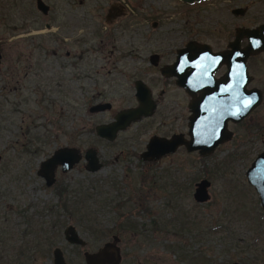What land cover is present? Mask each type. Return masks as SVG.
I'll return each instance as SVG.
<instances>
[{
	"label": "rangeland",
	"instance_id": "374dc122",
	"mask_svg": "<svg viewBox=\"0 0 264 264\" xmlns=\"http://www.w3.org/2000/svg\"><path fill=\"white\" fill-rule=\"evenodd\" d=\"M43 1L49 4L46 14L34 0H0V264H48L45 254L54 246L73 258L62 236L65 224L74 226L85 240L82 249L89 251L116 235L118 264H264V210L245 175L264 149V97L248 117L232 125L234 137L208 155L180 147L141 160L138 153L149 136L177 128L165 133L167 123L142 121L119 131L111 142L96 139L88 118L109 114H88L85 104L93 96L78 92L77 79L67 71L71 59L64 53L80 54L82 64H90L89 76L97 79L86 78L85 86L103 92L117 108L132 100L131 55L141 61L154 51L170 60L173 49L188 38L224 46L236 27L264 22V0ZM53 3L63 11L67 5L68 16ZM111 5L119 8L110 28L118 33L108 37L111 23L101 21L103 11L96 18L95 11ZM234 8L242 10L233 14ZM52 16L62 23L57 31L25 33L35 25L43 28ZM60 30L66 32L64 40ZM83 36L86 43L102 44L101 49L87 50ZM53 41L60 44L58 55L51 51ZM31 42L45 44L24 45ZM110 42L117 43L114 50ZM251 55L250 72L263 86L264 50ZM63 145L80 151L94 147L101 165L89 171L81 159L65 171L56 166L55 180L46 185L36 169ZM202 177L209 180V198L196 202L191 194ZM118 218L126 228L118 226Z\"/></svg>",
	"mask_w": 264,
	"mask_h": 264
},
{
	"label": "water",
	"instance_id": "95a60500",
	"mask_svg": "<svg viewBox=\"0 0 264 264\" xmlns=\"http://www.w3.org/2000/svg\"><path fill=\"white\" fill-rule=\"evenodd\" d=\"M187 3L198 0H183ZM35 7L42 12L47 10V5L43 0H35ZM242 9L234 8V14L240 13ZM241 38L245 39L243 45L239 44ZM194 41H189L186 47L180 51L190 49L195 51V55L190 57L186 54L185 60L181 62L183 57L179 58L177 55L174 63L169 66L161 68V72L166 75L172 74L176 76V83H180L178 66L183 62H191L196 66L197 71L196 88L210 90V86L206 89L204 84L207 83L206 76L201 70L203 62L211 63L208 68L209 74L211 70L217 65L224 63L226 71L223 76L216 80V89L228 90V95L220 97V95L211 96L213 102L208 106V118L196 120L191 117L188 122V139H185L180 133H173L168 137L151 135L148 137L144 149L138 154L141 160H153L158 157L173 152L177 146L183 145L186 150H198L201 155L209 154L217 142L228 139L230 137L229 131L225 128V119L229 118L233 122L241 120L247 112L251 111L258 105L261 99V92L257 88H245L246 81L250 78L247 74L245 60L247 56L256 53L259 50H264V22L258 23L253 27L239 26L234 29L233 38L228 41L227 49L215 52H209L208 45L204 43H197L190 45ZM205 50L209 54H205ZM239 53V55H237ZM195 72V71H194ZM194 72L192 74H194ZM211 85V78L208 82ZM200 85V86H199ZM140 88V87H139ZM212 94V91H209ZM135 96L138 100V105L130 108H124L115 113L113 119L106 123H99L94 126L95 134L98 137L106 140H113L118 131L123 130L132 121L139 119L141 116H148L151 114L152 103L148 97L146 90H137ZM222 98L224 104L221 105L219 100ZM251 101L250 107H245ZM108 106L107 103L94 105L90 110H101ZM221 114H223L222 117ZM221 122V123H220ZM216 132V134H214ZM222 133V134H221ZM1 157V155H0ZM85 161L84 168L89 171L96 170L100 167L96 151L89 147L83 151L75 146L63 145L55 148L45 159H43L36 173L44 178L47 185L53 182V173L55 167L58 166L60 170L65 171L71 168L80 158ZM245 175L248 183L254 188L257 193L258 201L261 209L264 210V149L259 151L251 163L245 170ZM209 180L205 177L200 178L194 182L192 190V198L196 202H204L209 198L207 188ZM65 238L70 242H79V236L73 225L67 224L64 228ZM117 236L112 235L110 240L104 241L95 251L85 252V264H118L120 254L117 245ZM54 264H65L58 250H55L53 255ZM230 264H241L238 261H231Z\"/></svg>",
	"mask_w": 264,
	"mask_h": 264
},
{
	"label": "flooded vegetation",
	"instance_id": "af4514ba",
	"mask_svg": "<svg viewBox=\"0 0 264 264\" xmlns=\"http://www.w3.org/2000/svg\"><path fill=\"white\" fill-rule=\"evenodd\" d=\"M202 1H206V0H198V1H193V2L199 3ZM67 3H68V0H67ZM78 3L83 4V0H78ZM45 4L47 5V10L45 12L40 11L36 7L35 8L40 13L46 14L48 12V9H49V4H47V3H45ZM53 4L55 7H58V9L60 11L59 13H65L68 16V10L66 9L67 5L64 4L65 10L63 11V7L61 5L57 6L56 3H53ZM34 6H35V0H34ZM96 6H98V5H96ZM84 7H85V5L83 6V9L81 10L82 14L84 12ZM105 8H103V7L101 9L97 8L95 11V15L97 16L96 18H98L100 16V12L103 11V13L101 14L102 15L101 21L104 23L105 19H107V21L109 23H111V25L109 26V30H107V35L109 37V34H112L114 32V30L111 31L110 28L112 26V22L115 19L114 17H116V15H118L117 13H119V8L116 5H111L110 9H108V10H106ZM231 13H233L232 10H231ZM54 18H55V16H52L51 17L52 20H49V21L45 20L43 22L42 25H43V28H45V29H43L42 27L40 28L36 25L35 26L33 25L34 27H28V29L25 31V33H31L32 30H35V32H37V33H41V32L47 31L49 29L52 32L57 31L61 27L62 23L58 22L57 20H54ZM99 20H100V18H99ZM99 20H98L97 24H99ZM81 22H82V24H84V18L81 19ZM70 25L73 26L72 23H70ZM120 27H122V25ZM68 31L70 32L71 30L68 29ZM60 33H61V39L64 40L65 35H66L65 30H60ZM117 33H118V31L116 30L114 32V36H116ZM66 38H67V36H66ZM232 38H233V36H231V39ZM113 39L115 41V38H113ZM86 40H87V38L83 36L81 43L84 46H86L87 50L89 48V51H90L92 49L91 46H94L93 48H96V49H98V48L101 49L102 44H96V42L86 43L85 42ZM230 40H228V41H230ZM189 41H194V43H191L190 45H194L197 43H204V44L208 45V47L210 49L209 52H215V51L227 49V43H228V41H227L224 44V46L214 47V46H211V44H209V43L200 42L194 38H188L187 40L183 39V40H181V43L173 49L172 56L169 58L170 60H164V61L161 60L162 53H160V52H154V51L149 52L147 57H144V56L140 57L141 61L137 60V58H136L137 56L131 55L132 57L135 58V60L132 63L131 62L129 63V72L131 73L132 78L128 79V80H131L132 100H131V102L126 103L125 105H119L117 108H114V105L112 104L111 101L106 100V97L104 96L105 94H103V92H101V91L97 92L94 89L85 86V84H84L85 79L91 77V76H89V69L91 67L90 64L87 66L82 64V62L79 60V58L81 56L80 54H78L77 57H74L72 55L71 51H68V49H66V51L64 53L66 54V57L71 59L70 61L66 60V64H71V66L67 69V71L70 73V75L72 77H75L77 79L76 82H78V84H79L78 92L80 94H82V96L85 95L84 97H88V95L93 96L92 99L89 101H86V104H85V107H86L88 114L89 115L90 114H97L100 116H104L105 113L107 116L109 114V117H106V119L104 117H102L101 119H96L93 117L92 121H91V119L88 118L87 123L89 124V126L91 128L92 134L96 136V139H98V140L103 139V140L109 141V142L114 140V139L113 140H106L104 138L98 137L95 134L94 126L96 124L106 123V122L112 120L115 113L121 109L137 106L138 100L135 96V93L137 90L138 91H139V89L141 90V88H142V90H146L148 92V97L150 98L151 103H152L151 114H149L148 116H141L139 119L132 121L124 129H126L127 127H129L133 123L138 124L139 122H142V121H149L150 125L155 123L157 126L167 123L168 128L165 129V131H166L165 133H167V131L169 129H172V128L174 129L175 127L177 129L174 131L172 130L168 134H162V135L170 136L173 133H180V134H182V136L185 139H188V134H187L188 124H189L188 122L190 121L191 117L193 119H196V120H202V119L208 118L209 113H208L207 108L213 102L211 96L220 95V97H224V96L228 95V90H219V89L215 90L216 89V85H215L216 80L219 79L221 76H223L224 72L226 71V65L224 63L217 64L211 70V74H209V70H208L211 63L209 64V63L203 62L202 66L200 67V70L206 76H209V78L208 77L206 78L207 83L204 84V87L207 89L210 86L209 91H212L213 92L212 94H210L208 89L207 90L195 89L197 86L195 79L200 77V76L197 77V75H198L197 71H199V69L196 66H194L193 64H191L190 61L181 63L177 68V71H179L180 83H182V84L176 83V76L175 75H172V74L166 75L165 73L161 72L162 67H164V66L167 67V66L171 65L172 63H174L178 54H179V58L183 57V59L181 60V62H182L185 60L186 54L190 57L192 54L195 53L194 50H191L193 48V46H190V49H187L185 51H180L186 47V45ZM244 42H245L244 40L243 41L240 40L239 44L243 45ZM43 44H45V43L38 42V43H34V45H33V42H31L29 44H24V45H31L33 47H39L40 48ZM96 45L98 46V48L96 47ZM109 45L111 47L110 49L114 50L117 43L116 42H110ZM51 46H52L51 51L53 53H55L56 55H58L57 50H58L60 44L58 42L53 41ZM53 48H55V50ZM80 51L83 54V50L81 49ZM209 52H207L205 50V54H209ZM21 53H24V52H21ZM251 56L252 55L247 56V58L245 60L246 71H247V74L250 75V78L245 83V88L249 89V88L254 87V88L259 89L261 92L260 101L262 102L263 97H264V83H263V86H259V84L254 82V80H255L254 75L250 72V69H249L250 68L249 67V57H251ZM137 61H140V63L142 61H144L145 63L144 64H140V63L137 64L138 63ZM56 62H57V60H56ZM127 66L128 65L126 64V67ZM58 67H59V65H58ZM97 70L98 69L94 68L95 72ZM193 72H194V74H192ZM210 78H211V85H209V83H208L210 81ZM92 79L94 81H96L97 78L94 77ZM89 80H91V79H89ZM91 89L94 91L90 92ZM170 89H171V94H173V96H178V98L168 96V90H170ZM113 91H115V89ZM261 102H259V103H261ZM101 103H107L108 106L104 107L101 110H90V108L93 107L94 105H98ZM219 103L221 105L224 104V101L222 100V98L219 100ZM111 109H113L112 110L113 113H108V112H110ZM249 113H250V111L247 112V114L242 119H244L245 117H248ZM222 116H223V114H221L220 117H222ZM154 120H156V121H154ZM241 120L233 122L229 118L225 119V128L227 129V131H229V133H231L229 140L231 139V137H234V135H233L234 132H233V129L231 128L232 125L239 123ZM92 122H93V124H92ZM120 131H122V130H120ZM118 132H117V134H118ZM87 134H89V133H87ZM214 134H216V132ZM262 140H264V139H262ZM224 141H226V139L222 140L220 142H217L216 145L214 146L213 150H215L218 146H220V144L224 143ZM180 147H183L184 149H186L183 145L177 146L176 149L180 148ZM87 148H89V147H87ZM92 148H94V147H92ZM143 149H144V147H143ZM83 151H81V154H83ZM95 151H96V149H95ZM96 155H97V151H96ZM201 156H206V154L201 155ZM97 157L99 159L98 155H97ZM81 159L84 161V159L82 157L79 160H81ZM99 161H100V159H99ZM84 164H85V162H84ZM53 178H54V173H53ZM42 179L44 180L43 177H42ZM54 180L55 179H53V181ZM44 183H45V181H44ZM63 188L64 187H62L61 190H63ZM56 190L58 192H60L59 187H57ZM66 225L67 224H65L63 229H62V236L64 238V241L67 242L66 244H68V246L71 247L70 253H71V255H73V258H70L69 256H67L65 249H63L62 247L54 246V247H52L50 252L46 251L47 253L45 255L49 256L47 263L48 264H54L53 255H54L55 250H58L62 259H63V262L65 264H85L84 253L85 252H93L99 246L95 250H91V251L86 250V249H82L84 244H85V240L83 238H81L78 234L77 235L80 238L79 242L68 241L65 238V234H64V228ZM79 255L82 257V260H79Z\"/></svg>",
	"mask_w": 264,
	"mask_h": 264
},
{
	"label": "trees",
	"instance_id": "16d2710c",
	"mask_svg": "<svg viewBox=\"0 0 264 264\" xmlns=\"http://www.w3.org/2000/svg\"><path fill=\"white\" fill-rule=\"evenodd\" d=\"M149 177H150V175H148V178L147 179H149ZM151 180H149V182H150ZM142 183H144V182H141L140 181V185L142 186ZM162 185V184H161ZM157 186V183H155V185H154V187H156ZM160 186V185H159ZM163 186V185H162ZM62 208L63 209H66V205H65V203L63 202L62 203ZM120 216V215H119ZM117 224H118V226H120L121 228H126V225H125V221H122V219L121 218H118V222H117ZM180 224L182 225L183 224V222H180ZM152 225V224H151ZM213 225V224H212ZM212 225H211V227H212ZM216 226H219L220 224L219 223H216L215 224ZM185 226V225H184ZM210 227V226H209ZM152 228L153 229H156V227L155 226H152ZM152 229V230H153ZM161 229V226L159 227V230Z\"/></svg>",
	"mask_w": 264,
	"mask_h": 264
},
{
	"label": "snow or ice",
	"instance_id": "6c2138e0",
	"mask_svg": "<svg viewBox=\"0 0 264 264\" xmlns=\"http://www.w3.org/2000/svg\"><path fill=\"white\" fill-rule=\"evenodd\" d=\"M237 55H239V53H238ZM250 105H251V101L249 102L248 105H245V107H246V108H247V107H250Z\"/></svg>",
	"mask_w": 264,
	"mask_h": 264
}]
</instances>
